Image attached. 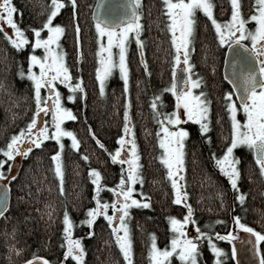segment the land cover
<instances>
[{
	"label": "trees",
	"instance_id": "1",
	"mask_svg": "<svg viewBox=\"0 0 264 264\" xmlns=\"http://www.w3.org/2000/svg\"><path fill=\"white\" fill-rule=\"evenodd\" d=\"M213 16L221 23L230 16V0H211ZM16 11L14 20L31 41L32 27L42 26L50 7V0H11ZM95 0H77L76 17L72 16V6L65 0V6L54 18L65 28L60 45L64 49L65 64L72 76V83L79 79L83 93L68 106L76 116L67 120L64 128L74 133L79 141L77 149L71 141L62 140L59 149L54 140H46L40 148H33L27 156L20 157L18 166L10 174L9 160L0 166L3 181L7 182L10 196L9 205L0 216V264H24L33 257H43L49 264H76L71 257L65 258L64 224L65 210L72 221V238H79L84 249L82 264H126L111 229L102 216H98L90 229L81 223L86 219V210L95 206L92 199L94 188L88 169L95 168L101 173V184L115 187L121 177V164L110 159L109 152L119 146L117 140L123 135L124 106L127 101L137 153L139 175L143 179L134 184L137 199L147 200L149 207L131 206L127 224L132 241V264H149V246L155 236L158 248L169 246L173 232L169 217L183 219L187 213L185 204L192 208L195 227L209 234L212 242L222 249L220 264H234L231 247L226 240L218 239L228 233L232 217L264 233V181L260 171L249 160L242 149L236 154L243 157L240 176L237 180L239 191L229 189L224 177L217 171L213 158L223 154L230 143V128L225 93L232 92L222 74V61L227 45L221 46L213 31L211 21L196 11L191 63L199 75L200 89L204 99L209 101V131L201 134L198 124L187 125L189 135L184 140V184L186 199L174 203V195L167 169L162 164L158 146V121L150 107L154 96H159L164 106L171 105L173 98L167 94L170 82L171 49L166 33L167 20L164 0H140L141 30L139 39L143 43V58L138 49L136 34H131L127 43L128 90L124 92L122 79L116 73L105 83L104 94L100 95L96 80V37L92 22ZM241 15L247 17L255 11V0H240ZM79 24V50L75 25ZM247 28L254 23L247 20ZM248 44L247 41H243ZM33 50L30 44L16 50L0 33V147L6 146L11 135L24 128L35 112L32 83L26 75L18 73L27 70V57ZM34 53H40L34 50ZM170 110V108H169ZM95 134L104 148H100L92 135ZM209 137L210 139H206ZM61 152L63 194L60 193L61 178L55 174L52 154ZM87 155L88 160L82 157ZM218 168V167H217ZM230 190L232 194L230 193ZM146 195L141 196L140 193ZM244 194L243 203L236 199ZM100 199L111 203L112 192L101 188ZM218 221L212 227L205 222ZM93 231L92 236L87 233ZM259 255L264 259V241L258 242ZM213 253L208 239L198 243V263L213 264ZM170 264H181L175 254L169 258Z\"/></svg>",
	"mask_w": 264,
	"mask_h": 264
},
{
	"label": "snow or ice",
	"instance_id": "2",
	"mask_svg": "<svg viewBox=\"0 0 264 264\" xmlns=\"http://www.w3.org/2000/svg\"><path fill=\"white\" fill-rule=\"evenodd\" d=\"M72 6V16L75 20L77 0H69ZM231 3V17L229 20L221 23L213 16V4L210 0H164V8L166 9V17L169 21L168 31L172 33L171 43L175 49L173 56V81L170 88L165 91H170L176 98V108L183 107V113L173 110L170 113H161L158 110L157 101L159 96H154L150 107L153 110L154 116H159V123L161 128L159 131L163 132V136L159 137V147L163 149V155L159 157L162 163L167 168V176L175 177L181 174L183 169V149L184 140L189 135L187 129L183 127H169L178 126L181 123V115L188 120L194 121L199 125V131L203 135L209 131L208 113L209 101L202 99L204 95L200 93L195 95L192 92L193 88L199 87V78L192 79L190 69L192 65L189 63L188 49L191 43V36L193 33V26L195 23V13L197 10L204 13L213 28L215 29L217 39L220 45H227L232 48L233 44L243 47L245 52H249L256 56V64L259 66L257 70L249 69L241 71L237 79H233L230 83L233 84L234 90L237 92L236 99L240 101L239 109L237 104L232 99V92L225 93V101L229 116L231 118V138L223 151V154L218 158L213 156L220 171L226 175L233 189L239 191L237 180L240 175V170L237 167L238 158L233 157V149L237 145H247L253 152L256 158V163L259 165L260 175L264 177V60L259 59L264 56V0H255V11L247 17V20L255 22V29L248 30L245 25L247 20L241 15L239 0H230ZM65 6V0H50V7L47 11L46 18L42 21V26L32 27L30 29L32 39L25 34L26 30L18 26L14 20V12L16 11L11 0H0V23L6 24L11 30L10 32L0 27V33L9 41V43L16 49L20 50L26 45L30 44L33 52H30L27 60V73L23 71L18 74L21 76L27 75L32 82V88L35 100V112L31 119L26 123L24 128L19 132L11 135L7 140L6 146L0 147V154L8 160H12L17 154L27 156L33 148H40L45 140H55L59 149H63L64 145L61 143V137H69L71 139V147L77 149L79 141L70 130L62 127L65 120H75L76 116L70 108L65 107L61 102V93L57 87L59 84L66 86L68 89L67 100L74 99V93L80 91L83 93L84 89L82 82L77 79V82L72 83V76L68 67L64 63L63 52L59 51L58 41L64 34L65 28L60 23H55L54 18ZM130 14H126L124 21L118 25H114L107 20H102L94 14L95 29L97 39L106 37L107 43L100 42L97 56L101 53H107L99 59L100 66L96 68V80L99 82L100 95L104 94V80L111 75L114 68L118 67L120 76L124 82V92L128 90V69L125 63V49L126 41L130 32H134L137 36L136 43L138 49L141 50V63H145L143 58V43L139 39V32L141 30L140 21V0H130L128 4ZM46 30V35L42 36V32ZM75 32L77 34L76 42L79 50V24L75 25ZM245 38L251 41L250 45L241 44ZM55 46V47H54ZM115 46L119 49V63L118 65L112 58V48ZM43 49V56L34 54V50ZM181 50H183V71L188 73L184 78L183 87L177 89L175 72L176 65L181 63ZM236 61H233L235 66ZM34 66L38 67L39 72L33 71ZM227 78V77H226ZM45 89L42 96L41 89ZM242 90V91H241ZM129 105L127 101L124 106V131L128 136H132L131 126L129 124ZM238 110H243L245 119L243 122L236 118ZM44 112L45 115L51 114V124L47 120L38 124V115ZM89 132L96 144L100 148H104L103 143L96 138L92 133L91 128ZM159 135V133H158ZM210 139L209 137H205ZM117 143L124 146L125 143L130 144L131 147L128 152L131 155L127 160L121 158V147H117L113 152H109L112 162H119L120 164H127V175H124V169H121V177L115 187L109 188L108 185L101 184V173L95 168H89V177L94 186V195L92 199L95 201V206L86 210V219L81 223L87 224L91 229L94 221L98 216H102L107 222V226L111 229V234L115 237L116 244L126 264H132V241L129 237V228L126 218L129 217V208L131 206L149 207L147 200L137 199L133 193L136 189L133 185L139 180L143 183L142 177L138 174L140 165L138 164L139 155L136 151L137 145L134 139L125 141L124 136H120ZM61 152L55 151L51 160L55 162V174L61 178L60 193L63 194V180L62 167L60 162ZM84 160L89 157L84 155ZM5 161L0 159V166L4 165ZM175 168V171H174ZM0 178H3V173L0 172ZM172 188L176 192L174 203H182L181 193L178 189L177 180H171ZM101 188H108L113 195L111 203L107 200H101L99 191ZM7 190V189H5ZM141 196L146 195L140 193ZM186 198L187 193H183ZM244 194L236 196V199L243 203ZM118 205V207H117ZM7 206V198L5 197L3 204H0V216L4 215V209ZM111 207L112 214L108 212ZM187 213L183 219L177 217H169L170 229L173 232L170 240V247L163 249L156 245L155 236H152V244L149 251L151 257V264H169V258L174 254L176 258L181 261V264H197L198 243L201 238L208 239V246L211 252L220 257L222 249L217 247L211 240L208 233L203 232L197 226L195 232L197 235L190 236L185 228L186 225H195L196 222L192 219V208L185 204ZM237 227L244 229L246 232L255 236L256 241H264V233L257 232L255 229L240 222L237 216L234 218ZM118 220L119 223H114ZM63 232L65 239L64 257H71L76 264H82L84 249L79 238H72V221L69 218L67 210L63 215ZM93 231L87 233L92 236ZM218 239L231 240L232 233L220 235L216 233ZM235 255V251H233ZM33 260H40L42 264H49V261L43 257H33ZM24 264H32V261H25ZM63 264V261L60 262ZM219 264V260H216ZM260 264H264V259L260 260Z\"/></svg>",
	"mask_w": 264,
	"mask_h": 264
},
{
	"label": "rangeland",
	"instance_id": "3",
	"mask_svg": "<svg viewBox=\"0 0 264 264\" xmlns=\"http://www.w3.org/2000/svg\"><path fill=\"white\" fill-rule=\"evenodd\" d=\"M210 2L212 3V1L210 0ZM239 2H240V0H239ZM94 9V8H93ZM230 9H231V3H230ZM93 11V10H92ZM197 11H199V10H197ZM212 11L214 12V10L212 9ZM164 12L166 13V9L164 8ZM199 12H201V11H199ZM202 13V12H201ZM92 14V13H91ZM204 14V13H203ZM205 15V14H204ZM206 16V15H205ZM230 17H231V12H230V16L228 17V20L230 19ZM215 18V17H214ZM216 19V18H215ZM166 20H167V26H168V24H169V21H168V19H167V17H166ZM217 20V19H216ZM218 22H220V20H217ZM92 22H93V25L95 26V22L93 21V18H92ZM253 23H254V25H253V27L251 28V29H248L247 28V25H245V27H246V29H248V30H254L255 29V22L254 21H252ZM196 23V22H195ZM195 23H194V26H193V33H192V36H191V43L189 44V49H188V55H189V63L192 65V63H191V56H192V54H191V50H192V46H193V35H194V29H195ZM0 27H3L5 30H7V31H11L9 28H8V26L6 25V24H3V23H0ZM212 28H213V26H212ZM166 33L168 34V37H169V44H170V49H171V63H170V66H171V72H170V82H169V84H167V88H170L171 87V85H172V81H173V70H172V65H173V63H174V61H173V56L175 55V49L172 47V43H171V36H172V33H170L169 31H168V27H166ZM213 31H215V29L213 28ZM131 34H135L134 32H130L129 33V35H128V40L126 41V49H125V63H126V66H127V43H128V41L130 40V37H131ZM215 34H216V32H215ZM43 35H46V30L44 31V32H42V36ZM95 37H96V58H97V67L98 66H100L99 65V63H98V61H99V59L101 58V57H103V56H106L107 55V53H101V56L100 57H98L97 56V51H98V49H99V45H100V42H103V43H107V39H106V37H104V38H101V40H98L97 39V33H96V29H95ZM216 37H217V35H216ZM61 37H60V39H59V41H58V44H59V51H62L63 52V54H64V49H62L61 48V45H60V41H61ZM218 40V39H217ZM243 41H247L248 42V44L247 45H250L251 44V41L248 39V38H245ZM243 41H241V43L242 44H245ZM219 42V41H218ZM222 46V45H221ZM223 46H225V45H223ZM55 47V46H54ZM227 49V48H226ZM36 51H38L39 53H40V55L39 54H37V53H34V54H36V55H39V56H43V49H36ZM182 56H183V50H181V63L179 64V65H183V59H182ZM225 57H226V51H225V56H224V59H223V61H222V64H223V66H222V71H223V69H224V65H225V63H224V60H225ZM112 58H113V60L116 62V64L118 65V63H119V49L118 48H116L115 46H113V48H112ZM63 59H64V63H65V55H63ZM261 59L262 60H264V56H261ZM28 62V61H27ZM66 65V64H65ZM176 67H178V65H176ZM128 69V68H127ZM33 71H36V72H39V69H38V67H36V66H34V68H33ZM190 71V73H191V77H192V79H196L197 77L199 78V75H198V73H196L195 72V70H194V66L192 65V67H191V69L189 70ZM25 73H27V70H26V72ZM114 73H116L117 75H118V77H120V79H122L121 78V76H120V72H119V68L118 67H116V68H114L113 69V71H112V73H111V75L112 74H114ZM111 75H109L105 80H104V87H105V83L108 81V78L111 76ZM188 75V73H185V76H187ZM27 76V75H26ZM28 78V77H27ZM29 79V78H28ZM30 80V79H29ZM30 82H31V80H30ZM98 82V81H97ZM122 82H123V80H122ZM32 83V82H31ZM57 83V87H58V90L60 91V93H61V102H62V104L65 106V107H67V108H70L69 106H68V103H71L77 96H81V92L80 91H76L73 95H74V99L72 100V101H69V100H67V95H68V89L66 88V86H64V85H61V84H59V81H57L56 82ZM198 83L200 84V79H199V81H198ZM123 85H124V82H123ZM98 86H99V82H98ZM200 89V86L199 87H196V88H193L192 89V92H193V94H195V95H199L200 93H197V90H199ZM45 89H41V94H42V96L44 95V93H45ZM167 92V94L170 96V98L172 97L173 98V101H171L172 103H171V105H166V106H164V103L159 99L158 101H157V105H158V110L161 112V113H170V112H172L173 110H175V111H177V112H179V113H183V107L181 106L179 109H177L176 108V98H175V96L172 94V92H170V91H166ZM32 94H34V93H32ZM225 96V95H224ZM202 99H204V97L202 96L201 97ZM232 99H233V97H232ZM234 101V100H233ZM34 104H35V102H34ZM227 107V106H226ZM169 108H170V110H169ZM241 112H242V114H241ZM228 115H229V113H228ZM239 116L241 117V118H237V115H236V118L238 119V120H240L241 122H243V120L245 119V114H244V112H243V110H240V113H239ZM156 117V120L158 121V124H159V127H158V133H159V135H158V139H157V142H158V146H159V137H162L164 134H163V132L162 131H159V129L161 128V125H160V123H159V120H160V117L159 116H155ZM230 117V116H229ZM44 120H47L48 122H49V124H51V114L50 113H48L47 115H45V113L44 112H41L39 115H38V124H40V123H43V121ZM208 121H209V118H208ZM65 122H67V120H65L64 122H63V124L65 123ZM189 123H194V124H196L194 121H191V120H188L186 117H184L183 115H181V123L178 125V126H171V125H169V127H183V128H185L186 129V126L187 125H189ZM62 124V127H64V125ZM129 124H130V126H131V131H132V136H128L126 133H125V131H124V129H123V135L122 136H124L125 137V141L127 142L128 140H130V139H134V132H133V127H132V124H131V121L129 120ZM26 126V125H25ZM24 126V127H25ZM229 128H230V138H231V118H230V120H229ZM69 139L70 141H71V139L69 138V137H61V143H62V140H64V139ZM229 138V139H230ZM186 139V138H185ZM52 140V139H51ZM46 141V140H45ZM55 141V140H54ZM134 141H135V139H134ZM56 142V141H55ZM185 142V141H184ZM57 144V143H56ZM137 145V144H136ZM59 147V146H58ZM118 147H121V158L122 159H125V160H127L128 159V157L131 155V153H129L128 152V149L131 147V145L130 144H127V143H125V145L124 146H121L120 144H119V146ZM160 148V147H159ZM241 148H243L244 150H245V152L243 151V152H241V153H246V155H249V156H252L251 154L253 153L252 152V150L247 146V145H237L234 149H233V153H232V155H233V157H235V158H238V155L235 153V150L236 149H241ZM136 151H137V149H136ZM160 153H161V155H163V149H161L160 148ZM184 153V152H183ZM251 153V154H250ZM20 157H21V155H19V154H17L16 156H14L13 157V159L12 160H9V172H10V174H13L14 172H15V169H16V167L18 166V163H19V161H20ZM242 160H243V157H242ZM244 161V160H243ZM162 162V161H161ZM183 162H184V155H183ZM239 162H240V160H238V163H237V167L239 168V170H240V166H239ZM117 163H119V162H117ZM120 164V163H119ZM163 164V163H162ZM122 165V164H121ZM165 166V165H164ZM216 167H218L217 166V164L215 165ZM122 167H123V169H124V175H125V177H126V175H127V168H128V165L127 164H123L122 165ZM167 169V168H166ZM168 171V170H167ZM174 171H175V168H174ZM217 171L218 172H220V175L222 176V177H224V180L228 183V186H229V188L232 190L233 188H232V186H231V184H230V182H229V179H228V177L226 176V175H224L221 171H220V169H219V167L217 168ZM138 173H139V169H138ZM184 163H183V169L181 170V174H179V175H177V176H175V177H169V179H170V183H171V180L173 179V178H175L176 180H177V184H178V189H179V191H180V193H181V199H182V201H184V199H186L184 196H183V193H186V188H185V184H184ZM261 178L263 179V181H264V177H262L261 176ZM238 183V182H237ZM172 185V184H171ZM96 186H93V188H95ZM133 187H135L134 185H133ZM172 190H173V188H172ZM173 195H175V197H176V192L173 190ZM112 197H113V195H112ZM117 207H118V205H117ZM130 209V208H129ZM108 212H109V214L111 215L112 214V210H111V207H109V209H108ZM126 222H127V219H126ZM216 222H218V221H212L211 223H204L203 225L204 226H207L208 227V225L209 224H214V223H216ZM114 223H119V221L118 220H115L114 221ZM230 229H229V231H228V233L229 232H231L232 233V239L231 240H226L228 243H230V242H232V241H234V239L236 240V238L238 237L237 235L240 233V232H242V231H244V229H241V228H239V227H237L236 226V224H235V219L233 218L232 220H231V222H230ZM210 227H212V225H210ZM185 228H186V230H187V233L190 235V236H194V235H197V233L195 232V225H192L191 223L190 224H188V225H186L185 226ZM227 234V233H226ZM226 234H223V235H226ZM129 237H130V233H129ZM113 240L116 242V240H115V237L113 236ZM257 242V241H256ZM152 244V243H151ZM151 244H150V246H149V251H150V248H151ZM168 247H170V242H169V246ZM119 248V247H118ZM257 253L259 254V249H258V247H257ZM222 255V254H221ZM123 256V255H122ZM232 257H233V251H232ZM124 259V258H123ZM212 259V261H213V264H216V260L218 259L219 260V264L221 263V258H219V257H216L214 254H213V257L211 258ZM125 261V260H124ZM199 261H198V259H197V263H198ZM126 263V262H125ZM149 264H151V257L149 256ZM169 264H170V261H169Z\"/></svg>",
	"mask_w": 264,
	"mask_h": 264
},
{
	"label": "water",
	"instance_id": "4",
	"mask_svg": "<svg viewBox=\"0 0 264 264\" xmlns=\"http://www.w3.org/2000/svg\"><path fill=\"white\" fill-rule=\"evenodd\" d=\"M129 3L130 0H96L92 11V18L95 14L102 20H107L114 25H118L124 21L126 14H130V9L128 8ZM93 21L95 22L94 18ZM234 60L236 61L235 66L233 65ZM224 63L223 74L227 77L226 79H228L229 82L233 79H237L240 72L244 71L248 66L249 69L252 70L258 69L254 55L245 52L243 47L236 44H233L232 48L227 47ZM250 67H253L254 69ZM185 77L183 65H178L175 72L177 89L184 86L183 81ZM231 85L233 84L231 83ZM234 92L237 96V92L235 90ZM237 102L240 104L238 99ZM5 197L7 198V206L4 209V212L9 205V192L6 182L0 179V204H3ZM255 242L253 235L246 231L239 235V239L233 242L236 264H260L259 256H257L256 253ZM32 264H42V262L33 261Z\"/></svg>",
	"mask_w": 264,
	"mask_h": 264
},
{
	"label": "bare ground",
	"instance_id": "5",
	"mask_svg": "<svg viewBox=\"0 0 264 264\" xmlns=\"http://www.w3.org/2000/svg\"><path fill=\"white\" fill-rule=\"evenodd\" d=\"M96 1V0H95ZM92 15V14H91ZM254 58H255V62H256V57L254 56ZM257 67H258V65H257ZM250 68H253V67H250ZM254 69V68H253ZM247 70H249V66L248 67H246L245 68V70L244 71H247ZM222 74H223V71H222ZM223 78H224V80H225V82L231 87V89H232V93H233V95H232V97H233V100L235 101V103L237 104V107H238V109H239V104H238V102H237V99H236V95H235V92H234V89H233V85H231V83L229 82V80L228 79H226V77H225V75L223 74ZM239 113H240V110H238L237 111V113H236V115H237V118L239 117V118H241L240 116H239ZM241 114H242V112H241ZM208 115H209V113H208ZM228 117H229V115H228ZM229 120H230V117H229ZM189 124H191V123H189ZM194 124V123H193ZM197 124V123H196ZM186 129H187V126H186ZM188 131V130H187ZM244 152H245V150L243 149V148H241ZM241 149H239V150H241ZM237 150V149H236ZM236 150H235V152H236ZM242 151V152H243ZM244 154H246V153H244ZM251 154V153H250ZM242 155H243V153H242ZM252 156H249V160H251L253 163H254V165L257 167L258 166V164L256 163V158H255V155L252 153L251 154ZM242 157H245V156H241V157H239L238 156V160H240V162H239V165H240V163H241V160H242ZM242 162H243V160H242ZM216 167V166H215ZM258 168V167H257ZM216 169H217V167H216ZM258 170H259V168H258ZM240 176V175H239ZM6 184H7V182H6ZM7 186H8V184H7ZM230 189V188H229ZM8 192H9V188H8ZM230 193L232 194V192H231V190H230ZM9 196H10V192H9ZM174 198H175V195H174ZM9 202V201H8ZM233 218H235V217H232L231 218V220L233 219ZM231 220H230V222H231ZM205 223H209V222H205ZM211 223V222H210ZM216 223H214V224H209L208 226L210 227V225H215ZM241 233H245V230L244 231H242V232H240L237 236V238H236V240H238L239 239V235L241 234ZM251 234V233H250ZM252 235V234H251ZM253 237H254V239H255V241H256V238H255V236L253 235ZM234 241H235V239H234ZM234 241H232V242H230L229 243V247H231V251H235V248L233 247V242ZM255 246H256V253H257V247H259L258 246V242H255ZM119 249V248H118ZM119 252H120V250H119ZM121 255H122V253H121ZM257 256H259V262H260V260H261V256L257 253ZM235 255H233V259H234V264H236V262H235ZM30 261H39L40 262V260H33V259H31ZM42 262V261H41Z\"/></svg>",
	"mask_w": 264,
	"mask_h": 264
},
{
	"label": "flooded vegetation",
	"instance_id": "6",
	"mask_svg": "<svg viewBox=\"0 0 264 264\" xmlns=\"http://www.w3.org/2000/svg\"><path fill=\"white\" fill-rule=\"evenodd\" d=\"M259 43H264V42H258V44H259ZM255 57H256V56H255ZM259 59H261V56L259 57ZM258 67H259V66H258ZM257 167L259 168V165H258Z\"/></svg>",
	"mask_w": 264,
	"mask_h": 264
}]
</instances>
